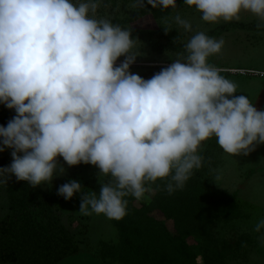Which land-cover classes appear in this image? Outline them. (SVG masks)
I'll return each mask as SVG.
<instances>
[{
	"label": "clouds",
	"instance_id": "9594fccd",
	"mask_svg": "<svg viewBox=\"0 0 264 264\" xmlns=\"http://www.w3.org/2000/svg\"><path fill=\"white\" fill-rule=\"evenodd\" d=\"M208 23L238 20L242 12L264 27V0H183ZM100 0H0V104L15 115L0 125V184L14 174L31 187L91 164L110 177L83 194L79 212L120 220L127 197H144L148 182L170 177L169 194L202 167L199 149L216 138L231 155L264 143V109L209 63L224 41L196 32L181 57L145 79L131 72L140 49L132 29L96 18ZM176 8L177 0H147ZM175 24H192L180 15ZM166 30H169L165 28ZM124 56L118 65L116 61ZM82 184L70 180L57 194L70 200ZM264 247V216L252 229Z\"/></svg>",
	"mask_w": 264,
	"mask_h": 264
},
{
	"label": "rangeland",
	"instance_id": "374dc122",
	"mask_svg": "<svg viewBox=\"0 0 264 264\" xmlns=\"http://www.w3.org/2000/svg\"><path fill=\"white\" fill-rule=\"evenodd\" d=\"M145 5L147 0H100L95 16L123 20ZM168 9L160 18L149 14L122 26L153 32L151 41L163 48L151 47L146 39L132 31L141 54L130 70L145 79L169 66L172 59L181 57L184 45L196 32L207 33L229 23L204 22L195 6L183 1L176 8ZM177 15L190 21L191 32L175 24ZM252 21L261 23L254 15L242 12L238 20L231 22ZM211 37L222 39L224 44L218 54L209 57V63L236 84L234 95L248 96L257 109H264V78L242 72L264 70V29L233 27ZM124 58L119 57L116 64ZM0 110V120L5 117L9 121L16 114L3 104ZM11 151L0 152V168L10 165L5 159L12 160ZM199 154L203 157L202 167L193 172L232 197L223 213L211 220L195 219L190 213L194 211L185 205L177 190L168 193L166 185L170 177L148 182L150 190L141 199L131 194L125 197L127 214L120 220L108 219L103 214L82 215L78 210L82 195L93 191L98 195L100 183L111 178L97 175L99 169L94 165L68 166L59 157L65 172L55 176L50 185L45 182L38 187L53 202L57 215L80 250L56 264H264V247L252 230L256 220L264 216V143L257 144L248 155L233 156L224 152L213 137L202 143ZM72 179L82 184L83 193L77 192L66 200L57 194V189ZM8 204L6 186L0 184V221L10 213Z\"/></svg>",
	"mask_w": 264,
	"mask_h": 264
},
{
	"label": "trees",
	"instance_id": "16d2710c",
	"mask_svg": "<svg viewBox=\"0 0 264 264\" xmlns=\"http://www.w3.org/2000/svg\"><path fill=\"white\" fill-rule=\"evenodd\" d=\"M182 1L177 0V4ZM168 11V8L152 7L147 4L131 17L111 22L122 27L125 23L134 22L149 14L160 18ZM259 25V22L254 21L229 22L216 26L206 34L211 37L233 27L264 29ZM132 31L139 38L146 39L151 47L163 49L151 41L153 32H144L137 28H132ZM5 161L12 162L11 159ZM5 186L10 213L0 221V264H56L64 257L74 255L80 250L78 242L57 215L53 202L41 188L31 187L27 181H18L14 174ZM177 191L183 197L185 205L194 211L190 213L197 220L218 217L232 198L206 180H202L194 172L184 187ZM225 198H228V201H224Z\"/></svg>",
	"mask_w": 264,
	"mask_h": 264
},
{
	"label": "built area",
	"instance_id": "2783aa9c",
	"mask_svg": "<svg viewBox=\"0 0 264 264\" xmlns=\"http://www.w3.org/2000/svg\"><path fill=\"white\" fill-rule=\"evenodd\" d=\"M238 72H241V69H238ZM243 73L245 72H249V73H253L261 78H264V70H243Z\"/></svg>",
	"mask_w": 264,
	"mask_h": 264
},
{
	"label": "crops",
	"instance_id": "0c3cea01",
	"mask_svg": "<svg viewBox=\"0 0 264 264\" xmlns=\"http://www.w3.org/2000/svg\"><path fill=\"white\" fill-rule=\"evenodd\" d=\"M1 110H0V114H1ZM8 122V120H7V118H3V120H0V125H4V126H6V123Z\"/></svg>",
	"mask_w": 264,
	"mask_h": 264
}]
</instances>
